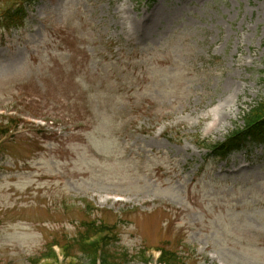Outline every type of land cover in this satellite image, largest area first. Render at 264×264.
I'll return each mask as SVG.
<instances>
[{
    "label": "rangeland",
    "instance_id": "1",
    "mask_svg": "<svg viewBox=\"0 0 264 264\" xmlns=\"http://www.w3.org/2000/svg\"><path fill=\"white\" fill-rule=\"evenodd\" d=\"M261 72L264 0H35L0 29V264L90 221L120 264H264V147H200L242 125Z\"/></svg>",
    "mask_w": 264,
    "mask_h": 264
},
{
    "label": "trees",
    "instance_id": "2",
    "mask_svg": "<svg viewBox=\"0 0 264 264\" xmlns=\"http://www.w3.org/2000/svg\"><path fill=\"white\" fill-rule=\"evenodd\" d=\"M33 2L34 0H0V27L7 30L22 27L26 9L30 8ZM261 81L264 85V72H262ZM241 119L242 126L233 130L223 142L214 145H202L209 151V157L223 160L231 152L240 150L248 142L264 145V96L244 111ZM10 127L12 125H9ZM8 132L9 129L0 125L1 137L6 136ZM81 228L83 231L70 243H67L66 247H63L61 252L63 260L61 262L52 250L53 244H48L47 253H43L41 257L51 260V262L44 264H120L126 260L127 253L118 255L110 251V246L118 240L113 227L110 228L103 223L90 221L82 223ZM72 249L85 257V263L78 256L71 254ZM158 250L160 251L158 259L160 264H184L176 252L165 247ZM140 260L147 263L143 252H141Z\"/></svg>",
    "mask_w": 264,
    "mask_h": 264
}]
</instances>
